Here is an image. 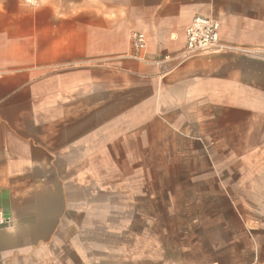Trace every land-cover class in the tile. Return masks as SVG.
<instances>
[{"label": "crops", "instance_id": "obj_1", "mask_svg": "<svg viewBox=\"0 0 264 264\" xmlns=\"http://www.w3.org/2000/svg\"><path fill=\"white\" fill-rule=\"evenodd\" d=\"M195 17L231 50L182 61ZM117 161L133 202L149 167L188 200L255 198L243 194L264 183V0H0V264H84L72 217L114 192Z\"/></svg>", "mask_w": 264, "mask_h": 264}, {"label": "rangeland", "instance_id": "obj_2", "mask_svg": "<svg viewBox=\"0 0 264 264\" xmlns=\"http://www.w3.org/2000/svg\"><path fill=\"white\" fill-rule=\"evenodd\" d=\"M123 164L117 161L114 192H101L90 201L93 209L85 207L83 214L72 217L84 226L78 233L83 239L84 264L92 257H98L99 264H264V183L245 185L253 188L243 194L255 197L251 199L188 200L185 190L174 191L170 169L149 167L147 190L135 187L137 196L143 198L146 193L148 198L133 202L127 198L129 169ZM101 186H107V179ZM164 189L173 197L164 199L160 192ZM236 207L259 214L231 216Z\"/></svg>", "mask_w": 264, "mask_h": 264}, {"label": "built area", "instance_id": "obj_3", "mask_svg": "<svg viewBox=\"0 0 264 264\" xmlns=\"http://www.w3.org/2000/svg\"><path fill=\"white\" fill-rule=\"evenodd\" d=\"M220 25L218 22L206 18L195 17L185 29V49L180 56L182 61L213 53H221L231 50L219 42ZM131 47L135 53H143L146 49V38L142 32L134 31L130 33ZM136 59L141 60L137 55ZM170 57H164V60H171ZM4 223L0 217V226Z\"/></svg>", "mask_w": 264, "mask_h": 264}]
</instances>
